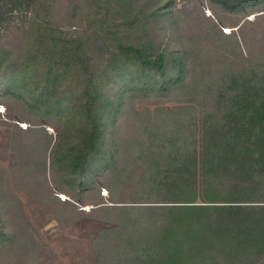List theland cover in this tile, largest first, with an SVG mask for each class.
Returning a JSON list of instances; mask_svg holds the SVG:
<instances>
[{"label":"rangeland","instance_id":"1","mask_svg":"<svg viewBox=\"0 0 264 264\" xmlns=\"http://www.w3.org/2000/svg\"><path fill=\"white\" fill-rule=\"evenodd\" d=\"M12 1L11 5L0 0V75L16 57L26 56L34 24V14L21 5L23 0ZM43 1L47 0L40 2L43 23L57 26L63 36L94 39L88 56L92 70L102 71L100 86L113 102L106 106L107 117L112 109L116 115L113 124L107 120L111 130L104 144L115 159L78 190L50 165L57 132L67 114L46 118L38 103L17 95L0 96V213L8 231L17 236L14 246L0 248V264L99 263L100 237L102 241L103 231L117 225L122 208L139 214L149 207L177 205L175 201L185 198L158 193L170 187L174 176L196 184L194 204L221 205L216 200V120L221 124L226 102L218 97L219 88L229 72L264 71V0L240 10L213 0ZM144 5L168 13L150 21L149 35L165 43L163 51L168 56L184 54L186 84L166 92L132 88L122 100H114L125 81L108 68L109 55L116 51L117 40L140 35L138 14ZM71 74L59 90L71 89L65 95L68 99L79 84L75 73ZM29 81L33 83L35 76ZM238 158L235 154V162ZM188 159L192 161L187 166ZM234 169L230 185L243 182L250 194L240 192L226 204L264 205V175L249 176L253 171L249 166L243 178L238 166ZM236 173L243 179H237ZM211 196L216 204L209 202Z\"/></svg>","mask_w":264,"mask_h":264},{"label":"trees","instance_id":"2","mask_svg":"<svg viewBox=\"0 0 264 264\" xmlns=\"http://www.w3.org/2000/svg\"><path fill=\"white\" fill-rule=\"evenodd\" d=\"M1 1L13 4L12 0ZM259 1L212 2L230 10H240L255 7ZM40 2L23 0L21 3L33 12L32 24L38 26L29 25L26 56L16 57L3 67L0 96L17 95L26 102L38 103L46 118L56 113L67 114L58 129L50 165L56 175L79 190L89 185L97 172L114 162L104 139L108 129L111 130L107 120L113 124L116 114L112 109L106 116V106L113 102L100 86L102 71H93L90 65L88 51L94 39L63 36L57 26L43 23L39 15ZM48 2L43 1V4ZM41 10L45 12V9ZM167 14L157 6L148 8L144 5L138 14L142 18L140 35L130 40H117L116 51L109 55L108 68L121 74L125 85L113 96L116 97L114 100H122L132 88L140 92H166L186 84L184 54L178 58L168 56L163 51L165 43H157L149 35L147 25L150 21ZM71 73H75L79 84L73 98L68 99L65 95L71 89L66 88L63 93L59 90L60 83ZM34 76L35 81L30 83L29 79ZM222 82L218 97L226 104L221 124L216 120V200L225 204L213 207L194 204L198 197L196 184L189 185L188 181L174 176L168 182L170 187L158 190V193H174L185 198L175 201L177 205L149 207L145 209L147 212L139 214L122 208L124 214L117 216V225L103 231L102 241L100 237L97 264H264V205L226 204L240 192L250 194L243 182L242 185H230L234 166H238L240 172L237 173L243 178L247 177L249 166L253 170L249 176L264 175V71L229 72ZM70 113H74L72 117ZM70 121H73L72 126ZM210 129H214V124ZM170 154L175 155L174 151ZM235 154L239 157L236 162ZM188 161L191 163L192 160L186 161L187 166ZM237 173L236 178L243 179ZM216 200L211 196L209 202L216 204ZM105 236L106 241H103ZM16 239L0 213V248L14 246Z\"/></svg>","mask_w":264,"mask_h":264}]
</instances>
